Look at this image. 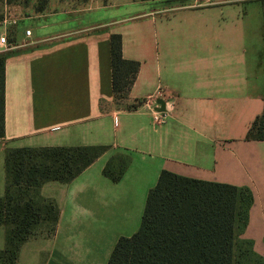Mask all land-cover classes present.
<instances>
[{"label": "crops", "instance_id": "obj_1", "mask_svg": "<svg viewBox=\"0 0 264 264\" xmlns=\"http://www.w3.org/2000/svg\"><path fill=\"white\" fill-rule=\"evenodd\" d=\"M5 18L0 198L8 149L108 147L70 183L42 186L60 208L57 230L27 241L19 264H107L119 238L138 231L163 170L247 188L253 204L240 239L264 259V140L245 138L264 111L261 0L50 1L42 13ZM112 34L122 36L123 57L140 62L128 108L114 103ZM163 108L170 116L157 124ZM118 156L129 162L113 181L104 168Z\"/></svg>", "mask_w": 264, "mask_h": 264}, {"label": "trees", "instance_id": "obj_2", "mask_svg": "<svg viewBox=\"0 0 264 264\" xmlns=\"http://www.w3.org/2000/svg\"><path fill=\"white\" fill-rule=\"evenodd\" d=\"M49 0H0L4 6L32 5L35 13L46 10ZM148 1V0H143ZM264 7V0H261ZM114 103L126 107L140 62L122 55V36H110ZM0 52V139L5 136V63ZM247 140H264V111L249 127ZM107 146L22 147L5 154V194L0 198V227L5 245L0 264H19L22 246L32 238L52 237L60 208L55 200L41 195L48 182L70 183L107 151ZM117 161V162H115ZM126 156L111 159L104 174L119 181L128 166ZM252 193L225 183L189 179L163 170L149 191L141 225L130 237L117 241L107 264H252L264 259L252 250L244 233Z\"/></svg>", "mask_w": 264, "mask_h": 264}, {"label": "rangeland", "instance_id": "obj_3", "mask_svg": "<svg viewBox=\"0 0 264 264\" xmlns=\"http://www.w3.org/2000/svg\"><path fill=\"white\" fill-rule=\"evenodd\" d=\"M52 2V7L55 8L57 6L63 5L65 7L66 4L72 6V4L76 2H84L80 0H49L48 2ZM6 9V10H5ZM3 10L5 14L8 17L16 18V17H25L28 15H32L34 13L32 5L29 7L26 6H19V5H14V6H4ZM120 9L119 8H114V9H109L110 14H116ZM10 41H13V37L9 35ZM117 162V161H115ZM43 237V236H41ZM48 238V237H45ZM243 264H252L250 260H248V257L243 258Z\"/></svg>", "mask_w": 264, "mask_h": 264}, {"label": "built area", "instance_id": "obj_4", "mask_svg": "<svg viewBox=\"0 0 264 264\" xmlns=\"http://www.w3.org/2000/svg\"><path fill=\"white\" fill-rule=\"evenodd\" d=\"M80 1H86V0H80ZM220 0H196V4H205V5H213L218 3ZM9 24V19L4 18L2 21H0V27L6 26ZM31 31L27 30L26 31V36H30ZM9 39L6 34H0V52H5L9 48ZM170 110L165 109V111H160L159 109L155 113V122L162 123L164 120H166L170 116Z\"/></svg>", "mask_w": 264, "mask_h": 264}, {"label": "water", "instance_id": "obj_5", "mask_svg": "<svg viewBox=\"0 0 264 264\" xmlns=\"http://www.w3.org/2000/svg\"><path fill=\"white\" fill-rule=\"evenodd\" d=\"M160 104H162L161 102H159ZM160 111H164V108L163 109H159Z\"/></svg>", "mask_w": 264, "mask_h": 264}]
</instances>
